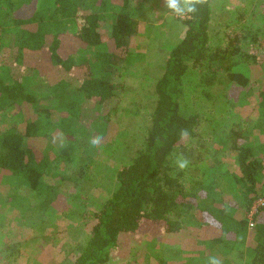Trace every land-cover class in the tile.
<instances>
[{
	"label": "trees",
	"instance_id": "trees-1",
	"mask_svg": "<svg viewBox=\"0 0 264 264\" xmlns=\"http://www.w3.org/2000/svg\"><path fill=\"white\" fill-rule=\"evenodd\" d=\"M37 1L0 0V112L16 107L23 112L18 123L0 132V185H8L13 193L28 189L39 207L49 211L61 197L59 186L46 180L52 160L58 156L51 148L40 150L34 138H53L56 132L64 140L62 145L72 149H81L94 138L107 140L124 89L114 75L130 56L139 20L131 0H50L51 6L43 8ZM213 14L212 0H207L183 19L187 29L165 59L143 146L117 171L115 188L93 214L96 221L89 239L71 264H115L119 254H131L133 242L143 241L141 231L163 234L168 243H172L168 237L179 233L173 242L182 246V234L190 223L208 232L205 242L199 240L198 245L229 246L234 241L250 257L249 264H264V204L250 219L252 208L264 198V150L252 145L253 118L232 125L221 140L238 162L234 170H239V183L230 180L222 189L211 173L187 188L185 169L173 165L177 152L190 166L210 153L204 144L191 145L200 136L204 116L185 105V78L196 72L206 87L225 75L240 85L234 92L237 95L249 84L238 67L252 57L251 49L244 46L257 41L256 33L233 20V27L221 28L225 42L215 45ZM7 34L13 38L9 43ZM43 53L52 68L39 70L47 84L41 95L32 90L24 71L34 69ZM253 59L263 61L262 57ZM252 112L264 122V86ZM184 130L186 136L181 135ZM208 159L216 167L215 156ZM76 174L85 176L83 162ZM227 177L231 179V175ZM175 251L181 253L182 249Z\"/></svg>",
	"mask_w": 264,
	"mask_h": 264
},
{
	"label": "rangeland",
	"instance_id": "rangeland-1",
	"mask_svg": "<svg viewBox=\"0 0 264 264\" xmlns=\"http://www.w3.org/2000/svg\"><path fill=\"white\" fill-rule=\"evenodd\" d=\"M38 5L40 8L51 6L50 0H38ZM131 5L139 20V31L132 37L129 58L119 74L114 75V80L123 84L124 89L118 96L116 114L112 116L115 120L112 132L106 141L99 142V147L88 142L81 149H72L71 145L64 147V140L56 132L53 138H34L40 150L51 148L58 156L53 158L54 164L46 180L59 186L61 197L56 200L54 208L45 211L28 189L13 193L8 185H0V264H71L76 252L89 239L96 221L93 214L99 211L100 205L115 188L117 171L129 164L143 146L147 118L157 101L156 83L166 66L165 59L184 37L187 27L184 18L177 17L163 6V0H131ZM212 8L211 34L215 45L225 42L220 35L221 28L230 26V29L234 26L233 20L250 27L252 33H256L257 41L244 46L251 49L252 57L238 69L248 77L249 84L238 95L234 92L240 85L225 75H221L214 85L206 87L200 84L196 72L192 71L185 78L184 103L191 112L198 111L204 116L200 136L195 137L191 145L204 144L210 151L206 159L184 168L187 188L195 180L204 181L205 174L211 173L222 189L230 180L239 183V170H234L238 162L221 140L232 125L248 121V117L253 118L250 124L252 145L264 150V122L256 117L258 113L252 112L259 89L264 86V0H212ZM6 39L9 43L13 38L7 34ZM253 57H262L263 61L257 63ZM51 68L49 58L43 53L34 69L24 71L33 91L45 94L47 84L39 70L48 72ZM20 112L22 110L17 107L1 111L0 132L18 123L22 118ZM87 114L91 116L92 112ZM212 154L218 161L216 167L213 164L211 167L208 159L214 157ZM67 155L71 156L68 158ZM181 155L177 152L173 165H177ZM78 160L81 162L77 163ZM82 162L86 167L85 176L76 174ZM228 170L231 174L227 173ZM227 175H231V179ZM194 225L190 223L184 230L182 246L173 242L175 237L181 236L179 233L168 237L172 242L168 243L163 234L153 236L141 231L143 241L133 242L131 254H119L121 256L115 264H162L161 260L169 264H207L211 257L219 258L225 264L250 263V257L240 251L234 241L229 246L220 243L198 245L199 240L205 242L208 232ZM187 239L194 241L186 244ZM178 249L182 252L175 251Z\"/></svg>",
	"mask_w": 264,
	"mask_h": 264
},
{
	"label": "clouds",
	"instance_id": "clouds-1",
	"mask_svg": "<svg viewBox=\"0 0 264 264\" xmlns=\"http://www.w3.org/2000/svg\"><path fill=\"white\" fill-rule=\"evenodd\" d=\"M206 2L207 0H163V6L177 17L183 19L194 14L198 10V6L204 5ZM181 135L186 136V130L182 131ZM91 143L93 147H96L99 145V139L94 138ZM188 163L186 158H180L177 161V167L184 169L188 166ZM209 264H221V261L219 258L211 257L209 258Z\"/></svg>",
	"mask_w": 264,
	"mask_h": 264
},
{
	"label": "built area",
	"instance_id": "built-area-1",
	"mask_svg": "<svg viewBox=\"0 0 264 264\" xmlns=\"http://www.w3.org/2000/svg\"><path fill=\"white\" fill-rule=\"evenodd\" d=\"M264 204V198L258 200V203L255 204V206L252 208V211L250 213V219H252V216L258 211V207ZM251 226L253 223L250 224Z\"/></svg>",
	"mask_w": 264,
	"mask_h": 264
}]
</instances>
